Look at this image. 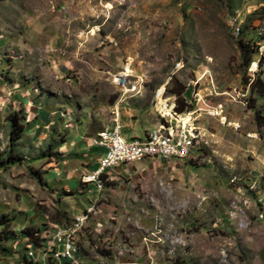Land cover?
Returning a JSON list of instances; mask_svg holds the SVG:
<instances>
[{
    "label": "rangeland",
    "instance_id": "1",
    "mask_svg": "<svg viewBox=\"0 0 264 264\" xmlns=\"http://www.w3.org/2000/svg\"><path fill=\"white\" fill-rule=\"evenodd\" d=\"M258 38L264 0H0V166L17 161L0 167V264H63L53 231L82 264H264V94L248 87L264 66L240 49ZM161 90L195 112L201 143L97 190L96 133L117 120L144 136Z\"/></svg>",
    "mask_w": 264,
    "mask_h": 264
},
{
    "label": "built area",
    "instance_id": "2",
    "mask_svg": "<svg viewBox=\"0 0 264 264\" xmlns=\"http://www.w3.org/2000/svg\"><path fill=\"white\" fill-rule=\"evenodd\" d=\"M248 50L254 53L253 61L256 63V68L252 72L254 74L258 71L259 66H264V38H258L252 42H246ZM132 76H120L117 75L114 77V83L120 88H124L129 91H136V87L132 84L130 85L129 78ZM252 80H249L248 87L250 86ZM125 87H128L126 89ZM161 98L165 101L164 108L170 109L174 115V119L164 114L159 107L157 106L158 100L154 102L155 113L157 115L156 124L144 135L141 137H131L125 138L122 134V129L117 120L113 121L111 125L101 128L97 133L92 142H114V143H131V144H145V143H201L200 133L194 127V111L185 110L182 113L176 112V98L172 99L171 97L164 98L163 92ZM163 105H160L162 107ZM218 112V114H217ZM224 111L222 110L221 105L216 106L208 114L217 120L220 121L223 126H231L227 118L223 115ZM192 114V116H191ZM186 115L190 116L189 122L184 125L182 118ZM234 126V125H233ZM240 126H234V129H239ZM136 162H131V160H115L114 165L109 167V174L114 170L115 167L121 165H130ZM98 172H101V168L93 172L92 180L99 190L97 184V175ZM108 179L110 175L106 176ZM65 243V239L61 237V231H53L51 234V246L48 249H55V256H50V258H59L65 257L62 255V246ZM47 249V250H48ZM68 258V264H82L79 262H72V257Z\"/></svg>",
    "mask_w": 264,
    "mask_h": 264
},
{
    "label": "bare ground",
    "instance_id": "3",
    "mask_svg": "<svg viewBox=\"0 0 264 264\" xmlns=\"http://www.w3.org/2000/svg\"><path fill=\"white\" fill-rule=\"evenodd\" d=\"M235 34L240 33V28L235 29ZM253 71L256 68L255 61L252 62ZM250 71V72H253ZM163 90L159 91L158 107L159 109L169 117L174 118L170 109L164 108L165 101L161 98ZM160 105H163L160 107ZM218 114V112H217ZM192 116V115H191ZM190 116L186 115L182 118L183 124L186 125L189 122ZM196 143H145V144H131V143H114V142H95V146L104 151V156L100 159L98 168H101V172L97 175V184L99 190L103 187V180H110L106 177L109 175V167L114 165L115 160H131V162H139L144 159H161V160H185L190 157L191 150L195 148ZM98 170V169H97ZM90 182V181H89ZM93 183V182H92ZM61 237L65 239L64 249L62 255L65 257L56 258L62 260L63 264H68V258L72 257V262H78V248L72 242V234L62 232ZM30 257L33 253L30 251L28 254ZM46 262V261H45Z\"/></svg>",
    "mask_w": 264,
    "mask_h": 264
},
{
    "label": "trees",
    "instance_id": "4",
    "mask_svg": "<svg viewBox=\"0 0 264 264\" xmlns=\"http://www.w3.org/2000/svg\"><path fill=\"white\" fill-rule=\"evenodd\" d=\"M240 49L243 50L241 52L243 62L248 64V60H249L248 47L247 46L244 47L243 45L242 46L240 45ZM249 87H250L251 92H258L261 95H262V93L264 94V84L260 78L254 79ZM181 94H182V92H181ZM181 94H179V95H181ZM185 108H186V105H184V102L181 100L180 103L176 107V112L182 113L185 110ZM255 121H256L257 125H260L262 122H264V119L262 116L255 113ZM16 125H17V121H15V120L10 121L9 138H10L11 144H14L20 138V133H19L20 131L16 130V128H15ZM15 162H17L16 159L12 156V153H10L8 155V159L0 167H4L6 164L15 163Z\"/></svg>",
    "mask_w": 264,
    "mask_h": 264
},
{
    "label": "crops",
    "instance_id": "5",
    "mask_svg": "<svg viewBox=\"0 0 264 264\" xmlns=\"http://www.w3.org/2000/svg\"><path fill=\"white\" fill-rule=\"evenodd\" d=\"M149 131V130H148ZM132 137H137V136H132ZM95 150H96V152L99 154V150L98 149H96V148H94ZM99 156V155H98ZM99 159V158H98ZM96 168V167H95ZM94 168V169H95ZM47 264H50L49 262L47 263Z\"/></svg>",
    "mask_w": 264,
    "mask_h": 264
}]
</instances>
